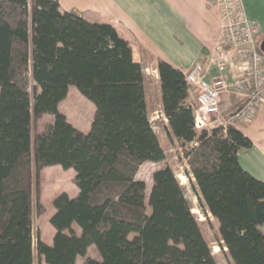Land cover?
<instances>
[{"label":"trees","instance_id":"obj_1","mask_svg":"<svg viewBox=\"0 0 264 264\" xmlns=\"http://www.w3.org/2000/svg\"><path fill=\"white\" fill-rule=\"evenodd\" d=\"M156 72L167 136L184 149L218 247L232 264H264V182L238 163L251 141L231 126L195 130L184 73L163 61ZM71 87L95 108L86 134L58 110ZM44 116L53 122L40 127ZM164 159L143 70L112 26L61 12L58 0H0V264H34L32 217L44 213L42 171L54 166L74 172L78 193L53 200L54 235L37 238V264H216L173 172L153 174L148 198L136 179Z\"/></svg>","mask_w":264,"mask_h":264},{"label":"crops","instance_id":"obj_2","mask_svg":"<svg viewBox=\"0 0 264 264\" xmlns=\"http://www.w3.org/2000/svg\"><path fill=\"white\" fill-rule=\"evenodd\" d=\"M240 1L246 18L259 26L257 43L261 49L264 46V0ZM58 2L61 12H75L89 23L112 26L119 37L129 44L133 61L143 70L144 84L145 78H148L145 74L150 70L158 79L156 72L158 61L166 62L182 73L195 63H200L204 69V83L207 85L218 76L210 60L221 35V22L217 7L208 4L206 0H58ZM224 77L233 76L228 70ZM71 88L66 97L69 93L75 92L71 91ZM195 99L196 93L192 89L188 102L194 104ZM84 100L92 110L87 127H79L68 118L67 122L86 134L90 130L95 108ZM65 101L60 103L58 110L67 117L62 109ZM221 107L225 111L224 114H230L238 108V104L232 97L223 96ZM160 117L162 125L167 130V120L162 111ZM211 128L212 126H208L206 129ZM234 128L252 143L251 149L238 153L240 167L255 179L264 182V103L246 123L238 124ZM154 133L156 134L155 131ZM50 168L44 169L42 173ZM66 172L75 176L72 170ZM70 192L61 191L74 198L78 190L73 186ZM260 231L264 234V223L260 226Z\"/></svg>","mask_w":264,"mask_h":264},{"label":"built area","instance_id":"obj_3","mask_svg":"<svg viewBox=\"0 0 264 264\" xmlns=\"http://www.w3.org/2000/svg\"><path fill=\"white\" fill-rule=\"evenodd\" d=\"M206 1L217 7L221 22V35L210 60L218 76L205 84L204 69L195 63L184 72V78L196 93L195 130L212 126L225 134L229 126L246 123L264 103V53L257 43L259 26L246 18L240 0ZM228 70L233 77H224ZM223 96L237 101L234 112L221 111Z\"/></svg>","mask_w":264,"mask_h":264},{"label":"rangeland","instance_id":"obj_4","mask_svg":"<svg viewBox=\"0 0 264 264\" xmlns=\"http://www.w3.org/2000/svg\"><path fill=\"white\" fill-rule=\"evenodd\" d=\"M145 75L146 77H148L145 78L144 84L147 117L151 126L153 127L152 129H154L157 134V137L160 140L161 148L164 152L165 159L161 163H145L144 165H142L136 175V179L144 182L146 187V198H148L153 184V174L161 169L169 168L173 172L180 186L182 187L184 198L188 202L192 213L195 215L199 223L200 230L209 247L211 248L212 255L216 264H232L227 256L226 250H221L218 247L216 221L211 218L210 215H208L207 220L198 208V198L192 188V185H195V183L193 178H189L191 175L189 166L187 165V160L184 157V149L181 148L180 145H178L175 141H171L169 139V137L167 136V130L162 125L163 122L160 117L161 102L158 79L156 78L154 72L151 70L148 71ZM27 78L29 90L30 92H32L35 84L33 83L30 74H28ZM72 90H75V92L69 93L68 97H66L67 99L65 98L66 101L63 103L62 109L67 115L66 120L68 118L71 122L78 125L79 127L85 128L87 127L92 116L91 107L82 98V96L77 93V90L75 88L72 87L71 91ZM221 111H224L222 107ZM52 122L53 118L51 116H45L41 120L39 125L40 127H42L44 124H52ZM59 168H50L42 173L43 192L40 199V203L44 208V213L40 216L34 213L32 217L34 264H37V258L35 255V243L37 238L42 240L47 245H50L53 239L54 230L49 224V221L54 214V209L52 206L53 200L58 195L62 194L61 191H68L69 193H71L70 190L73 189L74 186L72 183L74 177L66 171H61V169ZM146 213L150 214V209L148 207H146ZM215 247L217 248L216 252H214ZM87 256L92 259H100L93 247L89 248ZM82 263V259H79L76 264Z\"/></svg>","mask_w":264,"mask_h":264},{"label":"water","instance_id":"obj_5","mask_svg":"<svg viewBox=\"0 0 264 264\" xmlns=\"http://www.w3.org/2000/svg\"><path fill=\"white\" fill-rule=\"evenodd\" d=\"M263 47H264V46H262L260 50L264 53V48H263Z\"/></svg>","mask_w":264,"mask_h":264},{"label":"bare ground","instance_id":"obj_6","mask_svg":"<svg viewBox=\"0 0 264 264\" xmlns=\"http://www.w3.org/2000/svg\"><path fill=\"white\" fill-rule=\"evenodd\" d=\"M182 179H183V178H182ZM216 251H217V248L215 247V248H214V252H216Z\"/></svg>","mask_w":264,"mask_h":264}]
</instances>
